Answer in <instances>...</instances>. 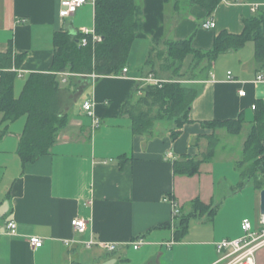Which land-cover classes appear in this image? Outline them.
<instances>
[{
	"label": "crops",
	"instance_id": "crops-1",
	"mask_svg": "<svg viewBox=\"0 0 264 264\" xmlns=\"http://www.w3.org/2000/svg\"><path fill=\"white\" fill-rule=\"evenodd\" d=\"M63 1L0 0V53L10 48L25 53L12 67L16 97L31 73L51 71L58 31L76 35L94 29L92 0L65 18L60 15ZM136 1L143 10V29L131 47L126 75L59 74L62 87L71 88L65 105L69 121L49 153L24 164L19 147L27 116L11 121L0 112V264H224L218 262L217 242L243 235L242 222L249 216L239 199L254 203V194L242 192L241 159L234 157L240 147L219 145L221 139L231 141L221 128L214 131L203 122L242 117L250 129L253 106L264 102V81L257 80L264 61L256 57L255 41L220 54L196 80L184 79L194 59L186 57L181 80L201 87L191 121L177 137L170 134L174 121L165 127L157 120L151 131L135 133L130 113L141 107L124 113L123 105L150 83L145 79L152 72L157 79L174 78L167 41L193 36V47L209 51L222 31L243 33L245 19L264 10V0H221L211 17L190 0ZM209 19L215 28L203 27ZM80 96L76 107L73 101ZM86 100L94 102L101 122L97 129L83 109ZM211 136L215 154L205 160ZM189 158L200 161L198 171L177 173L175 161ZM166 197L177 203L176 215ZM182 216L188 221L184 232L178 227ZM74 219L86 220L87 228L76 230ZM10 220L17 223V234L8 232ZM31 236L41 237L43 245L34 248ZM112 242L118 248L111 252L104 244ZM255 262L264 264V245Z\"/></svg>",
	"mask_w": 264,
	"mask_h": 264
},
{
	"label": "trees",
	"instance_id": "trees-1",
	"mask_svg": "<svg viewBox=\"0 0 264 264\" xmlns=\"http://www.w3.org/2000/svg\"><path fill=\"white\" fill-rule=\"evenodd\" d=\"M201 5L209 17L213 16L221 0H190ZM143 29V10L136 0H95V32L101 40L81 45L83 34L76 35L60 30L55 35V57L50 72H33L29 75L22 94L14 93L17 73L12 70L24 59L25 53L15 54L12 48L0 53V112L5 120H15L25 115L27 124L20 142L19 153L24 164L37 160L49 153L58 140L60 131L69 121L65 112L67 93L70 87L63 88L60 73L102 76L121 74L127 67L131 47ZM193 36L182 40H169L167 59L174 70V78L163 80L160 84L146 83L123 105V112L130 113V107L140 106L131 111L133 130L145 133L152 130L155 121H174L176 128L171 136L177 137L185 123L191 121L190 112L194 100L200 94L199 84L186 85L181 78L183 62L188 55H193L192 68L184 79L196 80L201 74L209 72L213 61L222 53L238 49L253 40L256 44V57L264 61V10L258 11L251 18L245 19V29L241 34L222 31L215 38L214 46L209 51L193 47ZM206 60V61H205ZM149 62V61H148ZM147 62V63H148ZM151 75H154L153 72ZM156 77V76H155ZM157 78V77H156ZM251 122L247 139L244 142V157L238 162L244 181L254 179L256 187L264 188V102H258ZM246 121L209 120L203 122L206 128L216 131L219 128L233 135H239ZM210 138V149L204 155L205 160L215 154L214 136ZM251 162V165H249ZM199 160L175 161V171L193 174L198 171ZM187 217L182 216L179 229L188 228ZM71 264H82L74 261Z\"/></svg>",
	"mask_w": 264,
	"mask_h": 264
},
{
	"label": "built area",
	"instance_id": "built-area-1",
	"mask_svg": "<svg viewBox=\"0 0 264 264\" xmlns=\"http://www.w3.org/2000/svg\"><path fill=\"white\" fill-rule=\"evenodd\" d=\"M88 0H64L62 2V9L60 15L62 17H68L74 14L81 6L87 3ZM241 1V0H236ZM95 3V0H92ZM257 9V8H255ZM204 28L211 29L216 27V22L214 19H209L203 24ZM83 34L81 39V45L85 46L89 43V36L92 35L93 42L101 40V36L98 35L94 29L84 28L80 31ZM128 68L125 67L122 71V75H126ZM230 77V76H229ZM258 81H264V73H259L257 76ZM145 81L153 84H160L163 80L155 78L153 75L148 76ZM241 95H245V91H240ZM255 107V106H253ZM94 102L93 100H86L83 103V109L93 118L94 128L97 129L101 122L99 118L95 116L94 113ZM166 200L172 202L174 206L175 215L179 212L177 203L166 197ZM74 228L78 231H84L87 228V221L84 219H74L72 221ZM261 227L260 229H255L253 223L249 218H245L242 222L243 235L234 239H224L217 242V251L220 254L218 262H223L224 264H256L255 253L259 248L264 245V214H262L260 219ZM7 230L11 234H17V223L14 220H10L7 224ZM29 242L34 248H39L43 245L44 241L39 236H31ZM93 242H89L90 246ZM142 241L135 240L133 246L138 248ZM104 248L108 251H115L118 248L117 243L104 244Z\"/></svg>",
	"mask_w": 264,
	"mask_h": 264
},
{
	"label": "rangeland",
	"instance_id": "rangeland-1",
	"mask_svg": "<svg viewBox=\"0 0 264 264\" xmlns=\"http://www.w3.org/2000/svg\"><path fill=\"white\" fill-rule=\"evenodd\" d=\"M95 76V75H94ZM83 101V97L80 96V98L78 100H75L74 99V103H75V106L78 107L81 105ZM166 121H163L164 122V126L165 127H169L171 123V121H167V119H164ZM220 133L221 132H224V134L227 135V138L231 141V143L228 141V140H224V139H221V143L219 145H235V146H238L240 147V151L239 153H235L234 154V157L237 158L240 160L242 159V157H244V154H242L241 152V147L243 145V143L245 142V140L247 139V134H248V131H249V127L248 125H246L243 129V131L239 134V135H233V134H230L226 128H221L220 130H218ZM261 144L264 145V139H262L261 141ZM241 152V153H240ZM218 157H221V154H219ZM204 164H211V163H204ZM249 165H251V162H249ZM205 166V165H204ZM216 167V166H215ZM202 170V172L204 171V168H200V171ZM223 173V169L221 167V170L217 168V170L215 171V173L217 175H220V173ZM213 173H214V170H213ZM263 181H264V177H263ZM244 192L245 195L246 194H249L250 197L254 194V203H251L250 200L247 199V197H240V204L242 206V212L246 213V215L249 216V219L251 220V222L253 223V226L254 228L258 227V226H261L260 224V219H261V191L263 188H258L256 187V184H255V180L254 179H248L247 181H245V186H244ZM254 192V193H253Z\"/></svg>",
	"mask_w": 264,
	"mask_h": 264
},
{
	"label": "water",
	"instance_id": "water-1",
	"mask_svg": "<svg viewBox=\"0 0 264 264\" xmlns=\"http://www.w3.org/2000/svg\"><path fill=\"white\" fill-rule=\"evenodd\" d=\"M261 214H264V188L261 191Z\"/></svg>",
	"mask_w": 264,
	"mask_h": 264
}]
</instances>
